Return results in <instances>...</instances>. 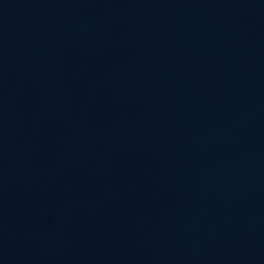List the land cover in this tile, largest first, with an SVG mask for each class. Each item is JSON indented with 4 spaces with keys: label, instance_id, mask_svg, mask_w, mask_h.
I'll use <instances>...</instances> for the list:
<instances>
[{
    "label": "water",
    "instance_id": "water-1",
    "mask_svg": "<svg viewBox=\"0 0 264 264\" xmlns=\"http://www.w3.org/2000/svg\"><path fill=\"white\" fill-rule=\"evenodd\" d=\"M0 264H264V0H0Z\"/></svg>",
    "mask_w": 264,
    "mask_h": 264
}]
</instances>
